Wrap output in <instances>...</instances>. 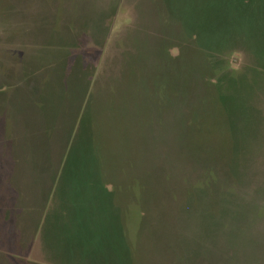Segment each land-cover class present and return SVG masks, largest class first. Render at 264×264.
<instances>
[{
	"label": "rangeland",
	"instance_id": "374dc122",
	"mask_svg": "<svg viewBox=\"0 0 264 264\" xmlns=\"http://www.w3.org/2000/svg\"><path fill=\"white\" fill-rule=\"evenodd\" d=\"M16 1V6L24 4V0ZM75 1L57 0L59 22L62 6L66 2L75 6ZM203 1L170 0L171 11L162 0L83 2L90 21L86 35L79 46L66 43L64 49L70 46L71 59L80 54L85 64L96 63V74L36 236L23 249L15 224L17 195L7 190L4 176L12 178L16 152L20 158L17 181L32 178L23 164L27 152H17L13 146L16 120L12 116L10 124L6 117L13 92L9 84L16 83L25 50L14 62L11 53L16 49L8 41L17 36L12 28L17 22L10 19V2L0 0V89L4 90L0 98V250L21 255L28 264H264V0H249L246 7L239 0L204 1L211 8L203 6ZM13 16L24 14L18 9ZM178 21L201 32L203 48L225 47L228 40L239 47L227 59L237 74L235 86L226 97L222 90L224 99L210 118L211 127H192V133L190 115L207 95L205 77L191 67L187 75L182 66L173 96L163 103L151 100L148 110L135 108L139 118L135 122L123 119L121 139L108 137L112 142L108 143L112 132H105L98 160L94 127L88 123L92 96L110 101L114 95L136 91L134 95L142 101L148 95L146 78L157 77L165 51L179 54ZM53 47L44 49L46 65L58 54ZM215 63L222 73L218 75L226 78L221 70L226 69V61ZM133 67L139 75L137 87L128 77ZM36 75L34 87L38 86ZM20 92L22 100L14 102L10 112L16 117L24 106L25 113L32 109L29 95ZM142 111L146 121L141 120ZM136 151L132 165L127 160ZM101 158L114 190L101 185ZM44 183L48 180L43 179ZM32 187L23 186V190L30 196L40 192L42 184ZM33 197L37 202L33 217L26 221L25 241L43 201L41 194Z\"/></svg>",
	"mask_w": 264,
	"mask_h": 264
},
{
	"label": "trees",
	"instance_id": "16d2710c",
	"mask_svg": "<svg viewBox=\"0 0 264 264\" xmlns=\"http://www.w3.org/2000/svg\"><path fill=\"white\" fill-rule=\"evenodd\" d=\"M5 1L10 2V5H12L10 6L12 9L10 19L13 22H17L16 25L12 27L14 31L16 30L15 32L17 34V36L14 35V43L11 38L8 41V43L16 49V53H11L12 56L10 55L14 62H16L15 60H20L19 52L25 50V55L21 62L22 69L15 73L16 83H13V85L9 84L10 90L13 92L6 104V117L9 118L10 124L13 123L12 116L16 120V126L14 132H12L14 140L13 146L16 148L15 150H17V152H27V155L23 153V155H25L23 164H26L27 168L32 172V178L27 181L24 180V183L21 182V178L17 181L18 177H20V170L18 168L20 158L17 157L15 150L14 155L16 157H14V161L16 165L11 176L12 178L4 176V179L7 178V181L11 179L8 182L6 181L7 190L9 187L17 195L15 209L18 210V213H16L17 219L15 224L17 229L21 231L20 241L24 249L27 243V248L33 243V238H35L41 220L45 214L50 198L49 196L59 176L60 166L64 162L76 127L83 116L87 106L86 104L90 98L89 95L91 93V86L97 66L96 63L85 64L80 54L75 60L71 59L70 51H68L70 46L66 50L64 49L67 47L66 43L71 44V46L74 44L79 46L82 38L86 35L85 29L88 27L90 21L89 15L84 11L85 5L83 2L85 0H76L75 6H71V4H67L66 2L65 5L62 6L63 10L60 22L57 18L60 6L57 4V0L50 3L48 0H24V4L20 3L17 6L15 3L19 1ZM162 1H164V5L167 2L165 0ZM191 1L195 2L196 0ZM204 1L209 2L208 0ZM204 1L202 3L203 6L207 8L212 7L208 5L207 2L204 4ZM239 2L245 7L249 4V0H239ZM167 3L170 5V0H168ZM194 5H196V3H194ZM14 7L17 10L20 9V13L22 12L24 16L15 18L13 14L17 10ZM165 8L167 9V7ZM171 10L172 8L170 5V11ZM247 11L248 10H246V12ZM168 13L165 15L167 20L170 19ZM175 24H178L175 26L179 29L178 38L181 40L179 54L174 56L171 53V49L165 51L166 60L162 63L161 70L157 77L154 75L153 77L148 76L149 78H146L145 87L148 95L143 97L142 101L138 100L136 95H134L136 91L125 94L122 97L121 95L119 96V94L114 95L111 97L110 101L107 100L108 102L106 99L102 100L98 99L96 96H92L89 107L88 123L91 121L94 127L92 140L94 143V153L98 156V160L100 158L99 154L102 151L101 148L105 145V137L103 136L105 132L107 135L109 132H112L111 136H107L106 141L108 143H112L108 141V137H117L121 139L123 135V128L121 127H123L125 123L124 120L132 118V121L135 122V120L139 118L137 111H134L135 108H144V110L146 108L148 110L151 100L156 99L158 102L163 103L168 97L173 96V92L179 89L178 78L182 69H184L188 75L189 72L196 68V70L201 72L203 78L205 77L204 91L207 95L202 97V100L198 102V106L196 105L195 111H192L190 115L192 133L194 131L192 127H201L202 129L211 127L210 118L215 115L217 104L224 99L222 90L225 88L226 97L229 94L228 91L235 86L237 74L233 73L227 59L232 53L239 51V47L231 45V42L228 40L227 42L229 43L225 47H217L216 49L203 48L201 44V32L198 29L187 28L179 23V21ZM188 29H190V31H188ZM8 34L9 36L13 35L11 33ZM54 42L56 43L54 44ZM31 44L33 47L26 52L28 45ZM48 46H54L53 48L58 50V54L51 58L49 65H46L44 62L45 55L43 53L44 49ZM219 59L225 60L227 63V67L225 66L226 69H221L224 71L223 73L226 74V78L224 79L218 75V73H222L218 72L216 69L215 62L219 61ZM182 66L183 68L180 69ZM189 67H191V71ZM46 68H48V73L45 72ZM36 74H38L39 77L36 78L38 86L34 87L32 80ZM9 76H12V78L14 77L12 73L9 74ZM128 77L130 78L129 80L134 83V86L137 87L139 75L136 73L134 67ZM133 88V90H135V87ZM20 90H23L26 95H29L32 109L28 113H25L27 108L24 106L25 109L18 113V117H16L14 115L15 112L11 115L10 112L13 111L14 102L20 103L22 100V93ZM3 91V89H0V98H2ZM32 110L35 112V118H31L30 120ZM143 111L141 112V120L146 121L147 116L143 115ZM147 115L149 116V112ZM120 124H122V126ZM112 141L120 143L119 140L112 139ZM136 154L137 151L133 153V155L131 154L132 158L127 160L128 163L135 165V158H137ZM225 157L230 160L229 156ZM102 159L103 158H101L99 162V168L102 173L101 185L107 190L108 188H113L114 190L115 183L110 181L109 177L106 176L107 169L102 165ZM50 167L51 169H49ZM43 179L48 180V184H43ZM40 183L42 184L41 189L38 187L40 192L32 193L29 196L26 191L23 190V186L33 188L32 186H39ZM43 186H45L46 189H44ZM33 194L39 197L41 194L43 201L39 207L38 216L34 219L29 239L25 241L26 221L32 216L31 214L34 211L33 207L35 206L34 202H37ZM29 197L30 200L27 204L26 199ZM28 263V260L19 254L17 255L0 250V264Z\"/></svg>",
	"mask_w": 264,
	"mask_h": 264
}]
</instances>
